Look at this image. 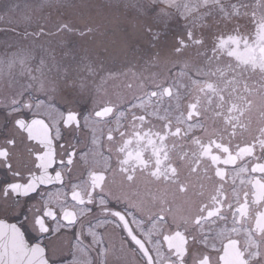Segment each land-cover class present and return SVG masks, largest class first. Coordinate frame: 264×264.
Segmentation results:
<instances>
[{
    "label": "flooded vegetation",
    "instance_id": "flooded-vegetation-1",
    "mask_svg": "<svg viewBox=\"0 0 264 264\" xmlns=\"http://www.w3.org/2000/svg\"><path fill=\"white\" fill-rule=\"evenodd\" d=\"M11 1L0 0L6 21ZM16 1V8L28 4L32 12L23 13L24 25L6 22L0 28L1 47L25 48V62L49 63L54 72V64L80 58L108 64L134 63L139 56L144 62L148 54L155 60L161 52V60L170 61L176 52L184 56L171 65L177 76L148 88L147 103L132 94L122 101L0 106V222L19 227L31 245L45 251L48 264H264V184L250 192L243 215H234L237 202L229 178L222 212L196 224L197 216H207V210L199 211L208 203L207 191L182 194L176 185L139 170L130 182L121 170L126 152L138 146L137 133L162 129L169 119L175 126L187 102L206 99L201 89L208 84L246 109L241 119L247 128L237 130L233 146L260 136L264 0H213L202 6L204 0H189V12L171 9L168 15L162 14L163 3L150 0H100L101 10L93 7L95 0H84V8L77 0ZM76 10L79 18L60 16ZM99 16L106 20L94 24ZM132 17L139 21L130 23ZM30 21L37 25L28 26ZM131 28L149 38L132 44L128 55L114 54L115 34L108 29ZM151 31L171 39L161 42ZM193 60L194 66L187 64ZM177 77L184 79L181 92ZM188 77L200 81L189 83ZM262 155L257 145L256 157ZM256 157L243 164L251 167ZM256 179L264 177L257 173ZM236 186L242 202L249 185L237 181Z\"/></svg>",
    "mask_w": 264,
    "mask_h": 264
},
{
    "label": "snow or ice",
    "instance_id": "snow-or-ice-1",
    "mask_svg": "<svg viewBox=\"0 0 264 264\" xmlns=\"http://www.w3.org/2000/svg\"><path fill=\"white\" fill-rule=\"evenodd\" d=\"M201 92L206 99L194 97L187 102L185 109L176 114L175 126L169 119L162 129L137 133L140 138L137 148L127 151L121 160V170L127 173L126 179L130 182L136 179L139 170L147 172L153 180L176 185L182 194L192 189L204 196L207 191L208 203H202L199 208L201 213L207 210V216H197L196 224L222 212L229 199L225 188L229 178L237 202L234 215H243L250 207V192L254 195L255 186L264 184V179H256L257 173L264 177V155L256 157L257 145L264 154V128L253 142L233 146L237 130L247 128L241 119L246 109L227 100L224 90H217L212 84ZM249 157H256L251 167L243 164ZM237 164L241 167L237 168ZM229 169L233 170L231 176ZM237 181L249 185L250 189L243 193L242 202ZM227 207L232 209L233 205L229 202Z\"/></svg>",
    "mask_w": 264,
    "mask_h": 264
},
{
    "label": "rangeland",
    "instance_id": "rangeland-1",
    "mask_svg": "<svg viewBox=\"0 0 264 264\" xmlns=\"http://www.w3.org/2000/svg\"><path fill=\"white\" fill-rule=\"evenodd\" d=\"M61 1L63 3L66 2L63 0ZM150 1L154 3H163L165 9L162 11V14L167 12L166 15H168V12L171 9H176L184 14L189 12L193 6V4L188 3L189 0ZM212 1L213 0H204L200 5H206ZM19 4L20 3L16 0H12L7 5L9 10L6 13H9V23L13 21L10 23L11 26L13 23L17 27L24 25L26 19L23 16V13L26 12L27 14L28 12H32V10L28 8L31 7L28 4L16 8ZM85 5L84 0H77V7L84 8ZM80 12L81 11L76 10L73 14L67 15L69 14L67 13L60 16H75L76 18H79ZM162 17L166 18L164 15H162ZM0 19H6L5 13L0 16ZM36 23V21H30L28 26L33 24L37 25ZM108 32H110V34L112 32L115 34V40L111 42V47L115 44L117 47L116 49H112L114 54L126 55L130 54L129 50L131 49L132 44L135 43V41H133L135 37L133 36L143 33V31L139 30L123 31L120 29H108ZM151 32L156 34L161 42L165 38L171 39L164 32ZM133 33L135 35H133ZM175 34H177V32H175ZM143 37L146 36L144 35ZM105 38L106 37H102L101 39ZM106 44L107 43L101 44V46L107 51L108 48ZM1 46L3 45H0V106H18L19 104L25 103H31L32 106H59L58 104H74L82 100L93 102L122 101L130 97L132 94L135 96H141V101L147 103L151 101L149 93L144 97L148 88L151 90V87L153 88V86L163 83L164 80L177 76V74L173 75L171 65L182 60L180 58L178 59V56H184V54L176 52V55L170 61L164 59L161 60L164 54L161 52L155 60L149 58L150 54H148L144 62H142V57L139 56L135 59L134 63L129 64L110 62L107 65L102 62H96L94 64H86V66L82 68H78L79 64H77L78 66L73 72L66 70H63V72H54L49 63H45L46 65H44L36 62H25L23 60V57L26 54L25 48ZM103 52L98 53L99 55H110L111 53V51H109V53ZM79 54H85V52L79 51ZM193 62H195V60L187 64L194 66L192 64ZM53 69L57 70L59 68L53 67ZM71 69H73V66H70L69 70ZM112 69H114V73L111 72ZM171 74L172 76H170ZM177 78L180 80L177 92H181L183 89L182 81L184 79L181 77ZM186 80L189 83L192 82L194 84H197L200 81L199 79H190L189 77ZM257 106H260L258 97H256V107Z\"/></svg>",
    "mask_w": 264,
    "mask_h": 264
},
{
    "label": "water",
    "instance_id": "water-1",
    "mask_svg": "<svg viewBox=\"0 0 264 264\" xmlns=\"http://www.w3.org/2000/svg\"><path fill=\"white\" fill-rule=\"evenodd\" d=\"M0 264L48 263L44 251L31 246L18 227L0 222Z\"/></svg>",
    "mask_w": 264,
    "mask_h": 264
},
{
    "label": "bare ground",
    "instance_id": "bare-ground-1",
    "mask_svg": "<svg viewBox=\"0 0 264 264\" xmlns=\"http://www.w3.org/2000/svg\"><path fill=\"white\" fill-rule=\"evenodd\" d=\"M79 1H81V0H79ZM95 1L98 3L99 6H93V7H99V9L101 10V9L103 8V4L101 3L100 0H95ZM104 20H106V17L99 16V17L93 19V23H94V24H96V23H100L101 21H104ZM138 21H139V17H132V19L130 20V23L138 22ZM6 22L9 23V21L1 20V19H0V28H2V26L5 25ZM10 23H11V22H10ZM10 23H9V24H10ZM90 30L93 31V32L98 31V29H97L95 26L90 27ZM123 31H126V30H123ZM129 31H136V30H133V29L131 28ZM143 32H144V31H143ZM133 35H135V34L133 33ZM143 36H144V34H140V33H139L138 35L133 36V37H135L133 41H135L136 43H139V42H142V40H143V41H144V40H147V39H144V38H147V37H143ZM142 37H143V38H142Z\"/></svg>",
    "mask_w": 264,
    "mask_h": 264
},
{
    "label": "trees",
    "instance_id": "trees-1",
    "mask_svg": "<svg viewBox=\"0 0 264 264\" xmlns=\"http://www.w3.org/2000/svg\"><path fill=\"white\" fill-rule=\"evenodd\" d=\"M79 1V0H78ZM93 6H99L98 4H93ZM96 63L95 61L93 62H89L88 60H82L81 58L77 60V62H71V63H67L66 65L63 64V63H59V64H54L55 65V68H59L57 69L56 71H62L63 70H68L69 72H73L76 68H77V64H79L78 68H82L84 66L89 65V64H94ZM101 63V62H100ZM124 63H127V62H124ZM106 64V63H104ZM109 64V63H108ZM107 64V65H108ZM118 64H122V63H118ZM129 64V63H128ZM70 66H73V69H71V71L69 70ZM51 67V66H50ZM46 69V68H45Z\"/></svg>",
    "mask_w": 264,
    "mask_h": 264
}]
</instances>
